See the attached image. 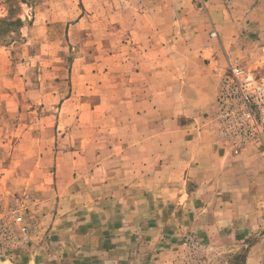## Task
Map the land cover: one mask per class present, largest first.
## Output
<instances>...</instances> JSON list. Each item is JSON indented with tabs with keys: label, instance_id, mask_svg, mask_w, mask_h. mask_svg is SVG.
Segmentation results:
<instances>
[{
	"label": "rangeland",
	"instance_id": "1",
	"mask_svg": "<svg viewBox=\"0 0 264 264\" xmlns=\"http://www.w3.org/2000/svg\"><path fill=\"white\" fill-rule=\"evenodd\" d=\"M181 1L0 0V224H11L18 238L4 244L0 260L264 264V183L244 178L259 171L254 161L229 169L232 177L244 174L218 186L228 199L188 201L187 209L168 173L143 184L136 171L132 182L131 153L122 150L129 144L124 82L132 48L159 27L161 38L174 28L184 37L190 25L154 23L158 17L217 24L231 38L230 53L212 56L224 67L215 110L204 119L226 159L252 147L259 153L253 160L264 161L253 143L233 153L215 121L231 63L264 82V0ZM167 154L178 161V152ZM51 217L57 220L48 227Z\"/></svg>",
	"mask_w": 264,
	"mask_h": 264
},
{
	"label": "crops",
	"instance_id": "2",
	"mask_svg": "<svg viewBox=\"0 0 264 264\" xmlns=\"http://www.w3.org/2000/svg\"><path fill=\"white\" fill-rule=\"evenodd\" d=\"M181 6L182 1L178 0V7ZM192 21L183 15L158 17L154 23L189 22L186 35L182 37V32L174 28V36L161 38L164 27L153 30L142 48H132L130 74L124 82L129 144L122 150L131 153L129 167H134L135 171L132 182L138 181L135 179L138 173L143 177V184L151 182L152 177H161V180L168 173V178L178 181V201H182L186 209L191 205L188 201L228 199L229 193L218 186L224 184L228 188V184L244 174L232 177L229 169L233 166L238 165L242 171L254 161L259 171L251 177L245 173L244 178L247 183H264L261 179L264 161L253 160L259 154L256 149L246 148L240 156L230 160L214 144L211 124L204 115H212L215 110L224 66L221 63L216 67L212 56L230 53L232 43L217 24ZM213 29L217 31V38L209 37ZM204 58L211 60L206 64ZM122 88L118 86L120 97H123ZM170 152H178V161L167 154ZM227 172L231 174L229 177ZM117 194L118 191L113 196ZM52 218L48 227L57 220ZM0 264L17 262L0 260Z\"/></svg>",
	"mask_w": 264,
	"mask_h": 264
},
{
	"label": "built area",
	"instance_id": "3",
	"mask_svg": "<svg viewBox=\"0 0 264 264\" xmlns=\"http://www.w3.org/2000/svg\"><path fill=\"white\" fill-rule=\"evenodd\" d=\"M214 35V33H211ZM228 75L220 84L216 105V126L219 139L229 143L233 153L247 144H256L264 152V82L257 81L236 63L228 67ZM14 216V221L19 220ZM28 234V229L23 228ZM18 240L11 224H0V254Z\"/></svg>",
	"mask_w": 264,
	"mask_h": 264
}]
</instances>
